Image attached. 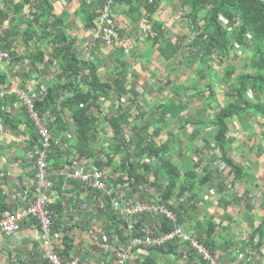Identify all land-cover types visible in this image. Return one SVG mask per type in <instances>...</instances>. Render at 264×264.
Instances as JSON below:
<instances>
[{
  "label": "trees",
  "instance_id": "1",
  "mask_svg": "<svg viewBox=\"0 0 264 264\" xmlns=\"http://www.w3.org/2000/svg\"><path fill=\"white\" fill-rule=\"evenodd\" d=\"M55 1L0 0V49L9 53L12 67H24L22 72L16 70L15 75H22V81L26 79V82L30 76H37L40 71L38 67L45 62L54 67L51 81L48 82L44 80L45 76L42 77L43 81L48 83L44 89H41L40 85L37 87V97L34 100V109L41 117L47 115L46 122L52 133L54 152H51L52 149L49 152V165L58 167L52 163V157H56V160L62 152L67 151L54 145L56 141L63 140L67 149L73 142L79 156L91 158L94 167L102 168L103 157H98L96 151L100 144L103 146L107 143L104 153L107 155L109 150L113 155L106 158L105 163L110 165L118 159L119 164H115L114 169L125 174L126 178L119 179L122 183H131L134 191L140 188L139 185L148 182V176L153 177L154 185L160 179L166 180L157 199L169 207L183 224L187 223L188 217L192 215L194 204L203 200V195L196 191L198 186L213 182L217 192L212 203L216 208L225 205V209L232 207L234 201L239 198L243 199L236 190L237 187L243 185L246 192L252 187H262L257 195L258 219L247 241L251 254L259 252L264 241V186L259 182H247L243 162L229 154L228 146L234 143L229 124L237 128L244 119H250L254 124L258 121L260 131L257 137L260 139L264 136V0H177L175 4L168 3L173 10L171 15L179 13L176 19L182 22L181 33L177 34L175 39L165 30L167 22L158 18L163 10L164 0H113L111 14L117 26L120 15L130 20L131 24L135 23L134 20H145L151 26L148 38L152 40V46L159 53V58L169 64L176 60L183 61L187 67L196 68L197 79L203 81V87L200 90L194 87L201 99L204 98V91H208L211 98L208 102V96H205L204 100H207L208 107L212 108L213 111L210 112H213V115L193 120V124L198 126L207 123L210 127L204 131L202 139L224 162V168L215 167L214 172V168L199 169V165L194 167L190 158L182 166H178L172 159L170 141L175 133L170 131L164 138L162 132L166 127L172 126L169 116L180 101L176 100L173 89L172 95L165 101L148 105V108L153 107L156 110L151 109L149 112L152 118L146 114L140 102L142 96L135 88L138 86L139 74L131 69L127 61L129 52L125 53V49L131 51L133 48L131 31L119 30L123 39L122 46L110 53L112 69L106 70V76H102L99 64L94 60L95 53L102 47V41H96L94 45L90 43L84 50L80 49L78 33L66 28L69 10L63 9L60 14H55ZM104 2L105 0H98L96 5H93L91 0L76 2V8L79 9L75 13L82 19L86 29L96 27V10ZM140 13L141 18L138 17ZM232 27L235 29L233 34H230ZM20 46L22 51H19ZM232 49L244 51L246 56L239 68L231 65L225 70L220 82L227 91L226 95L232 100L215 109L218 100L215 85L211 81L213 65L221 66L228 59L232 60ZM180 56L182 60H179ZM234 57L238 56L234 54ZM129 77L132 79L128 80ZM170 84L171 81L167 80L164 86ZM5 87H10L8 77L0 70V90ZM214 96L215 98H212ZM14 98L0 97V102L7 104ZM106 101L110 103L107 107L104 105ZM182 104H186V100ZM208 107L205 106L204 109ZM1 118L11 130L17 128L20 122L24 123L30 131V141L38 147L37 131L26 110L23 119L12 118L8 112L2 113ZM69 121L75 126L76 135L74 141L67 143L71 129ZM126 126L131 128L130 137L126 136ZM106 128L109 131L104 133ZM256 145L257 149L264 147L262 142ZM255 146H250L251 150L255 151ZM262 159L264 160V155ZM226 169L228 171L224 173ZM219 173H222V176L216 180ZM92 195L97 197L96 194ZM218 195H221V198ZM138 199L142 202L154 201L144 193H138ZM98 203H103V208H106L103 213L109 215L110 232L116 235L123 246L126 243L123 244L122 240L127 242L131 227L137 228L136 232H132V236L138 232L143 235L158 234L170 228L166 221L159 218L155 220L153 216L146 214L129 219L117 217L114 211L109 209V202L101 200ZM186 205H192V208L188 209ZM244 207L255 210V206L249 203ZM64 208L66 206L62 205L60 200L53 204L55 223L53 222L52 228L57 226V223L59 225L62 215L60 211ZM6 209L7 206L0 200V213ZM210 219L203 225L204 232L197 240L213 254L217 248L215 235L223 227L222 222L216 223L213 216L210 215ZM121 224L123 229L119 230L118 225ZM200 224L198 222L197 226ZM70 237L67 233L63 247L57 248L59 255L66 254L69 251L67 249L75 250L73 255L80 252L72 246L73 240H69ZM106 238L107 243H110L111 239ZM103 242L106 244L104 240ZM167 245L170 243L142 248L150 253L162 251ZM172 249L174 250L175 246ZM68 254L70 253H67V256L71 259L73 256ZM201 262L209 264L204 258H201ZM254 263L264 264V261L258 259ZM239 264H250V261Z\"/></svg>",
  "mask_w": 264,
  "mask_h": 264
},
{
  "label": "crops",
  "instance_id": "2",
  "mask_svg": "<svg viewBox=\"0 0 264 264\" xmlns=\"http://www.w3.org/2000/svg\"><path fill=\"white\" fill-rule=\"evenodd\" d=\"M97 1L98 0H91L93 5H96ZM76 2L77 0L73 4L74 8H69L70 16L67 25L70 26V24H75L76 21L81 24L75 27L73 30L77 31L79 47L80 49H83L88 44L93 43L94 29H86L84 27L82 19H80L75 14V8L78 6V2ZM62 10L63 6H58L56 10L58 12L56 13L60 14ZM138 17L141 18L142 14L140 13ZM159 20L165 21L161 18ZM177 21L178 20L175 19V22ZM118 22L119 30L128 27L129 30L133 33H131V37L133 39L130 37L134 42L133 48L131 49L134 51L136 45H138L136 49L137 53L134 54L135 58L136 55H139L138 52H142V55L147 56V58L149 59H151L152 57L158 58L157 55H159V53L152 46V40L148 38V32L151 31L150 24H148L143 19L139 21L134 20L133 22L135 23L131 24V21L127 20L123 15H120L118 17ZM170 23H173V20ZM167 25L168 23L166 24V26ZM158 61L163 63L165 62V60H163L162 58H159ZM4 69L5 68L0 70H2L7 75L8 82H10V80L17 81L16 79L18 77L17 75H15V72L17 71L15 70H18V66H15L12 73H10L8 69ZM42 77L44 76L41 73H38L34 78L30 76L27 81L33 80L34 86L38 87L40 85L39 87H41L42 89L44 87L42 85ZM25 80L22 81V79H20L17 82L24 83ZM173 89L175 91V88ZM178 95L179 94H176L175 97ZM168 97L170 96L158 98L157 102H163ZM142 98L140 97V100L145 101ZM145 102L146 104H148L147 101ZM106 103H109V101H106ZM105 107H107V105H105ZM23 108L24 106L18 98H14L7 104H3L0 102V200H2L3 203L7 206V209L1 211L0 215L2 213L5 214L8 212H12L16 208L23 207L27 203L31 186L35 178L36 167L34 165V156L37 145H35L34 142L30 141V131L22 122L19 123V126L17 128L11 130L10 127H8L1 118L2 113L8 112L11 114L12 118L23 119L26 110L25 108L23 110ZM151 109H153V107ZM151 109L149 111L144 110L145 112H147L146 114L148 116L152 115L149 113ZM134 113L137 114V112ZM149 118H152V116ZM169 118L172 119V122L176 121L175 118H171V114ZM68 124L71 128L68 138L74 141L76 128L71 121H69ZM190 124L192 127L190 126ZM188 125L184 126L185 129H182L185 132V136L189 137L187 146H193L194 150L198 152V154L203 153L201 157H204L205 154L212 152L211 156L209 155L208 157H205L208 162V167L211 169L214 168L212 169L214 172L216 170V164L214 160L219 157L216 151L212 150L209 145L205 143L204 139H202L204 131H207V129L202 127L200 128V125H194L193 122H190ZM171 130L174 131V126H171L170 128L166 127L162 133L166 135L169 134ZM232 134L234 135L233 137L236 141L237 133ZM197 138L203 141V148L206 153L204 151L201 152L198 147H195V143L197 142H195V139ZM54 145L67 150L62 152L59 158L56 160V157H52V163L54 165H58V167H52L51 164L49 165V180L53 183L56 190V192L54 191L53 194V204H55L57 200H60L61 204H64L66 206L63 211H60L62 215L59 219V225L57 223V226H54L51 231L52 240L55 243L56 251L57 248L61 249L63 247L66 234L69 233V236H71L69 240H73L72 246L76 247L80 252H76V254L73 255L75 250L67 249L69 251L66 252V254L63 253V256L60 255L62 260H69L70 257L67 256V253H70L68 255L73 257H81L82 264H91L96 260L105 264H114L118 258V251H120V248L123 245L120 244V240H117L116 235L110 232V228L108 227L109 215L103 213L106 208H103V203H101L96 213H94V217L93 220L91 219V222H88L87 219L83 220V212L92 213L93 211L91 206L96 205V202H98V200L93 197L92 194L94 193L89 187L82 185L79 182L68 180L64 176V174H62V172L70 171L73 165H77L79 163H83L85 165H94L90 160L91 158L86 159L79 156V153H77L76 149L74 148L73 142H71V144L68 146V149L63 140L56 141ZM174 145L175 144H171V152L173 154L172 159L177 163L178 166H182L183 164H185L187 162V159L189 158L191 160V164L194 167H196V165L198 166L199 162H196L197 160L195 157H191V155L189 156L188 154H185V148H183L184 154H182L181 156L183 160L179 161L180 157L177 155V149L174 148ZM106 147L107 143H104L103 146L100 144L97 147L96 151V155L98 157H103L104 166L102 168H105L107 170L105 183L107 184V189L108 191H110V194L108 195V200L104 202L107 203L109 202V199L113 198H117L123 206L142 202L138 199V193H144L145 196L152 198V200H158L157 198L162 191V185L166 180L160 179L158 183L154 185L153 177L148 176V182L143 183V185H139L140 188L137 191H134L133 187H131V183L121 182L123 178H126L125 174L115 171V164H119L118 159H115L114 162L110 165H107L105 163L106 158L113 155V152H110L109 150L107 155L104 153ZM51 149V152L53 153V147ZM236 149L240 154L242 152L241 157L247 156V151L250 150V148L246 149L245 147H243L242 144H239ZM256 172L258 173L259 171ZM119 178H121V180ZM246 180L247 182H251L253 181V178L251 176H247ZM236 190L240 192V196H243V199H246V197L248 196H252L250 190L246 192L243 185H241L239 188L237 187ZM197 192L199 195H203V200L195 203L193 208L192 205H190V207L192 208V215L188 217L187 223H181V221L174 213L178 223L182 226L183 230L187 233H191L193 236H199L204 232L203 225L211 220L210 215L215 216V222H222L223 228L221 231H217V234L215 235L217 248L213 251L214 255L210 253L214 258H217L221 261L230 262L231 259L235 260L237 259L236 257H239V260H241L243 263H245L246 261H250V264H255L254 261H257L258 259H260V261H264L262 260L264 258V241L263 245L259 249V252H257L256 254H251L250 246L246 244L248 238L245 239V230L247 227L246 224L244 222L241 223L239 220H234L236 219V214H233L229 210V208L231 207L225 209L221 206V208H218L220 210V212L218 213L215 211L214 205H210V202L212 203L215 200V195L217 192V189L214 187V183L209 186V192H202L200 191V189L199 191L197 189ZM204 193L207 194L205 195ZM243 199L239 198L240 201H242ZM207 200H210L208 204L206 203ZM143 201L149 202L148 200ZM107 204H109L110 206L109 209L113 210L117 215L112 204ZM187 206L189 205H186V208ZM252 206L254 207V205ZM218 207H220V205ZM243 208L249 210L244 206ZM216 217H219L218 219L220 220H216ZM198 222L201 223L199 226H197ZM121 228L123 229V225H118V229L122 230ZM253 228L248 227V229H250L249 233ZM136 230L137 228L131 227V235L129 237H131L132 232H136ZM105 232L107 234H105ZM105 236L111 239L110 243H107L108 239H105ZM103 240L106 242V244L103 242ZM122 242L123 244L126 243V241L123 240ZM173 246H175L174 250L172 249ZM148 252L149 251L143 248L134 249L130 254V258L127 263L151 264L152 262H155L156 264H202L201 258H204L198 251L190 248L188 244L181 243H170V245L165 246L162 251H150V253ZM0 264H51L49 259L47 258L46 245L43 241V238L41 237L40 228L38 225H36L35 221L32 220L24 224L23 228L13 235L8 236L2 233L0 234Z\"/></svg>",
  "mask_w": 264,
  "mask_h": 264
},
{
  "label": "rangeland",
  "instance_id": "3",
  "mask_svg": "<svg viewBox=\"0 0 264 264\" xmlns=\"http://www.w3.org/2000/svg\"><path fill=\"white\" fill-rule=\"evenodd\" d=\"M75 1L76 0H58V1H55L54 2V13L58 12V11H56L58 6H63V9L65 8L68 10H69V8H74L73 4L75 3ZM77 2H78V0H77ZM176 2H177V0H164V2L162 4V8H163L162 11L163 12H160L161 15L158 16L159 19L161 18L162 20H165L168 23L165 30L170 32V36H172L173 39H175L177 34L181 33V29H182V27H181L182 22H179V21L175 22L176 16H178L179 13L178 14L174 13L171 15L173 10H171V7H170L171 5H168V3L175 4ZM64 5H65V7H64ZM78 9L79 8H75V11H77ZM172 20H173V23H170ZM67 22H69V21H67ZM67 22H66V26H67L66 28H68V29L70 28V31L73 30L75 27L81 25L78 21H76L75 24H70V26H71L70 27L67 25L68 24ZM124 29L128 30L129 28L125 27ZM234 29H235V27H232L230 29V34H233ZM73 33L77 34V32L75 30H73ZM127 38H129V36ZM131 43L134 44L133 40H131ZM82 46H84V45H82ZM137 47H138V45H136L134 51L131 50L133 52V54H131L132 52L129 51L130 53H129V56H127V61L131 65V69L137 75L139 74L138 79H137L138 86L135 88H136L137 92L140 94V96H142L143 99L145 101H147V103H148L146 105L145 101H140L142 103V106L145 108V110L149 111L151 108H148L149 107L148 105H152L153 103H156L158 98H161V97L164 98V97L172 95L173 88H175L174 92L176 94L180 95V96L179 95L176 96V97H178V98H176V100L180 101V102L174 108V110L171 112V118H173V119L175 118V120H176V121H173L171 124L172 126H174V133H176L174 135V137L171 138L172 139L171 142H172V144H175L174 148L177 149V151H176L177 155L180 157L179 161L183 160V158H181V156H182V154H184L183 148H185V150H186L185 154H188L189 156L191 155V157H195L197 160L196 162H199V164H198L199 168H203V169L207 168L208 162H207L206 157H208L209 155L211 156L212 152L205 154L206 157L205 156L201 157L203 155V153L198 154V152H196L194 150L193 146H190V145L187 146V142H188L189 137L185 136V132L182 130V129H185L184 126H187L189 124L187 122H193V120H196L198 118L200 119L203 116H204L203 118H205L206 115H209V116L213 115V112H210V111H213L212 108L208 107V102L211 98L209 96L208 91H204V94H205L204 98L201 99L200 94L197 93L198 91L195 88V87H197L200 90L203 87V81H198V79H197L198 75L195 72L196 68L195 67L189 68L183 63V61L178 62V60L174 61L171 64L166 63V62H164V63L159 62L158 61L159 55H157L158 58L152 57L151 59H149V58H147V56H143L142 52H138L139 55H138V57L135 58L134 54L137 53L136 52ZM118 48H120V46H115L113 48V45H102L100 50L97 53H95L94 60L96 59L97 64H99V69H100L102 76H106L105 75L106 70L112 69V64H111L112 55L110 57V53L112 51L118 49ZM84 49L85 48H83V50ZM19 51H22V46H20ZM231 52H232L231 55H233L232 60L228 59L221 66L213 65L214 68L212 69L211 81L215 85L216 98L218 100V104H217V106H215V109H217V107H219L220 105L221 106L225 105V104H227V102L232 100L231 97H228L226 95L227 91L223 89L224 86L220 82V79L223 77L225 70L227 68H229L231 65H236L239 68L242 60L246 56L245 55L246 52H244V51L242 52L239 49H232ZM234 54H236V56H238V57H234ZM131 55H132V57H131ZM87 59H88V57H87ZM179 60H182L181 56L179 57ZM3 68H5L4 70L8 69V71H10V73H12L13 69L15 67H12V65L10 64L9 61H7V62L6 61H0V69H3ZM23 69H24V67L18 66V70L20 72H22ZM39 69H40L39 73H41L43 76H45L44 80H46V81L48 80V82L52 80L51 75H52V73L55 72L53 66H51L50 64L45 62L44 64H42L39 67ZM46 74H48V75H46ZM20 79H22V75L19 76L16 80L19 81ZM131 79H132V77L128 78V80H131ZM167 80H170L171 84L168 86L167 85L164 86V84H166ZM230 81H232V80H230ZM48 82H44L42 79V83H43L42 85L44 86L42 89H44L46 87ZM161 88H163V90H160ZM205 96H208L207 97L208 102H207V100H204ZM212 98H215V96ZM185 100H186V104H182V102H185ZM104 105L108 106L109 103L104 102ZM205 106H207L208 108L204 109ZM23 110H24V108H23ZM256 121H257V119H256ZM240 124H241V126L240 127L238 126L237 128H234L231 124H229L230 133H237L236 141L234 140V143H232L228 146L229 154L231 156H233L234 158H237L238 160L243 162V165L245 166V169H246L247 176H251L253 178V181H251V182H259L260 184L262 183V185L264 186V160L262 159V156L264 155V147L262 146V148H260V149H262V151H260V149H257L258 145H256V144H261V142L264 145V136L261 137L262 139L261 138L259 139L257 137L259 135L258 131H260L258 128V126H259L258 121H257V124H254L250 119H247V120L244 119L243 122ZM190 126H191V124H190ZM249 126H251V127H249ZM201 127L205 128L207 130H209V128H210L207 123H205V124L201 123L200 128ZM108 131L109 130L106 128L104 133H106ZM130 132H131V128L126 126L125 127L126 136L130 137V135H131ZM172 132H173V130H171V133ZM166 135L164 134V136H165L164 138H166ZM252 137L254 138V141H252ZM67 139H68L67 143H69L71 140L69 138H67ZM195 142H196L195 147H198L201 152L204 151L206 153V151L203 148V146H204L203 141L199 140L197 138V139H195ZM239 144H242V146H245L246 149L250 148V146L256 145L255 146L256 152L254 150H251V148H250V150L247 151V156L241 157L242 152L240 154L239 152H237V149H236L237 146H239ZM186 146H187V148H186ZM207 150H209V149H207ZM257 150H259V152ZM179 154H181V155H179ZM214 157H215V154H214ZM240 157H241V159H240ZM237 159H235V160L237 161ZM260 159H261V162H259ZM214 161H215L217 168H219V169L224 168V162H222L221 159L216 158ZM227 171L228 170L226 169L224 173H227ZM256 171H259V172L257 173ZM224 173H223V175H225ZM221 176H222V173L217 174L216 179H218ZM226 181H227V179H226ZM212 184H213V182L206 184V185H202L200 187L198 186L197 189H198V191L200 189V191H202V192H209V186H211ZM261 188L252 187L250 189V193H252V196L246 197V199H243L242 201H240V200H238L236 202L234 201V204L232 205V207L229 208V210L233 214H236L235 215L236 219H234V220H239L241 223L244 222L246 224L247 227L245 230V239H247L249 236L248 234H249L250 229H248V227L253 228V226L256 224V221L258 219L259 201L257 199V195L260 194L259 192L261 191ZM204 194L206 195L207 193H204ZM208 202H210V200L206 201L207 204H208ZM246 203L254 205L255 210H253V209L247 210V209L243 208V206ZM210 205L211 206L214 205L215 211L218 213L220 212V210L218 208H221V206L225 207V205L224 206L220 205V207L216 208V205L214 203H211V202H210ZM91 208H92L93 213H96L97 209L99 208V203L96 202V205H92ZM187 208L191 209V207H189V206H187ZM88 214L90 216L92 213H88ZM213 218L215 220V216H213ZM218 218L216 217V220H220ZM183 226H185V225H183ZM236 258L237 259H235V260L231 259V262L232 261L242 262L239 260V257H236ZM262 260H264V258Z\"/></svg>",
  "mask_w": 264,
  "mask_h": 264
},
{
  "label": "built area",
  "instance_id": "4",
  "mask_svg": "<svg viewBox=\"0 0 264 264\" xmlns=\"http://www.w3.org/2000/svg\"><path fill=\"white\" fill-rule=\"evenodd\" d=\"M113 0L105 2L96 10V27L93 31V45L96 41H102V45H122V37L115 18L111 14ZM144 28V27H143ZM129 51L125 49V53ZM87 58V56H86ZM11 58L8 52L0 49V61H9ZM32 81L19 83L15 80L9 82L10 87L0 90V97L14 96L23 104L32 120L38 135L39 145L35 151L34 165L36 167L35 178L31 186L30 195L27 203L23 207H18L12 212L2 213L0 215V234L13 235L20 231L24 224L35 221L41 231V237L46 245L47 258L51 264H82L81 257H73L67 261L62 260L57 253L55 243L52 240L53 219V194L55 186L49 180V152L52 148V133L50 132L47 115L41 117L34 109V100L37 97V87ZM64 176L71 181H76L89 187L98 201H105L110 194L105 183L107 170L105 168H96L92 164L85 165L79 163L73 165L68 172H62ZM118 217L134 218L141 214H146L156 219H162L170 225L169 230L158 234H136L127 239L124 246L118 251V258L114 264H128L130 254L134 249L150 246H159L165 243L188 244L190 248L198 251L209 264H239V261L225 262L214 258L210 252L202 246L197 238L183 230L178 223L174 212L164 203L158 200L149 202H137L123 206L117 198L109 199ZM83 220L88 222L93 220L91 215L83 212ZM105 239L106 236H105ZM91 264H105L100 261H93Z\"/></svg>",
  "mask_w": 264,
  "mask_h": 264
},
{
  "label": "clouds",
  "instance_id": "5",
  "mask_svg": "<svg viewBox=\"0 0 264 264\" xmlns=\"http://www.w3.org/2000/svg\"><path fill=\"white\" fill-rule=\"evenodd\" d=\"M48 162H49V159H48ZM49 169H50V166H49ZM189 233V232H188ZM191 234V233H190ZM196 238L198 237V236H195Z\"/></svg>",
  "mask_w": 264,
  "mask_h": 264
}]
</instances>
